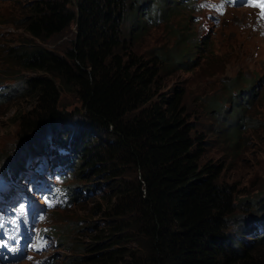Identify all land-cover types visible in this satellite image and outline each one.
Returning <instances> with one entry per match:
<instances>
[{"label": "trees", "instance_id": "16d2710c", "mask_svg": "<svg viewBox=\"0 0 264 264\" xmlns=\"http://www.w3.org/2000/svg\"><path fill=\"white\" fill-rule=\"evenodd\" d=\"M194 8L187 0H36L18 26L42 40L73 25L71 46L59 54L30 40L3 51L11 67L40 74L21 79L24 95H17L18 84L10 86L14 98L0 94L33 101L23 114L14 111L21 113L18 136L29 141L9 161V171L15 175L31 157L46 156L60 167L56 173L74 178L63 186L70 205L81 190L75 179L88 173L104 179L108 203L96 208L104 225L75 221L74 233L90 229L91 240L79 245L71 239L76 248L68 264H264V197L237 198L235 187L221 181V167L201 164L203 148L185 89L161 91V75L200 65L194 59L200 39L186 45L192 13L181 14ZM158 22L176 37L177 47L152 40L134 47ZM241 82L245 87L237 91ZM227 85L223 102L230 107L219 104L213 112L230 135L247 115H264L258 112L264 92L256 78L238 82L236 76ZM62 93L78 99L97 131L75 129L69 141L61 130L52 133L51 125L66 119L55 108ZM51 137L59 149L50 145ZM52 260L44 257L41 264Z\"/></svg>", "mask_w": 264, "mask_h": 264}, {"label": "rangeland", "instance_id": "374dc122", "mask_svg": "<svg viewBox=\"0 0 264 264\" xmlns=\"http://www.w3.org/2000/svg\"><path fill=\"white\" fill-rule=\"evenodd\" d=\"M34 1L36 0H0V94L10 92V86L18 84L22 87V92L17 95H24L26 89H23L24 84L21 79L40 75L38 72L11 67L6 63L5 60L8 61V58L3 52L9 46L26 44L32 40L26 30L18 25L22 16L28 12L29 5ZM235 2L237 7L229 9L214 21L207 15L210 12L207 9L199 12H196V9L182 10L181 14H185V17L189 11L192 13L193 19L186 45L195 39H200L202 48L194 57L195 61L200 59V65L188 72L178 70L163 74L159 83L162 87L161 91H170L174 86L185 89V104L190 122L195 128L194 136L198 137L203 148L201 164L212 163L221 167V181L235 187L237 198L256 199L264 197V115H247L248 119L242 122L234 133L226 135L223 134L226 125L217 121L213 112V108L215 109L219 104L223 105V109L230 107L228 103L223 102V98L227 97V83L236 76L238 82L243 76L252 80L256 78L259 86L262 87L261 91L264 92V26L262 22H259L260 25L258 23L259 14L244 6L243 0H235ZM158 24L156 25L159 28H152L146 35L139 36L134 47L141 45L144 40H152L153 43L159 41L168 48H176V37H171L162 27L163 25L161 26V22ZM75 37V27L71 25L45 39H33L31 43L64 54ZM202 57L205 59H201ZM244 87L245 82H241L237 91ZM10 94L11 98H14L11 92ZM263 97L264 95L260 96L261 106L258 109V112L262 113L264 112ZM211 99L216 101L215 107L208 105ZM30 105H33L31 97H20L18 100H8L5 96L0 98V189L6 184L15 183L14 177H10L6 183L1 182L6 176L7 168L11 166L9 161L14 159L21 147L29 141L28 138H19L18 135L21 131V113L23 114ZM55 108L58 112L66 114V119H62L63 123L60 125L53 123L50 130L54 129L53 134L61 130L62 134L65 133L66 141H69L75 129H78L79 134L86 132L85 129L96 130L90 125L80 102L73 94L62 93ZM16 109L21 113L15 115ZM255 112L251 110L248 114L253 115ZM82 124H85V127H82ZM33 135V143H35L38 136ZM49 141L51 146L59 149L57 140L51 137ZM76 145L77 147L81 145L80 140L76 141ZM61 152L65 150L62 149ZM35 153V151L31 152L30 156ZM42 160L47 162V167L51 170L48 161L45 158ZM37 162H40L37 158L30 159L32 166ZM36 170L40 171V168H33L30 172L35 173ZM73 179L71 174L70 181L61 182L60 178L52 179V188L48 193L42 191L36 197L35 205L22 202L26 208H29L28 217L15 224L6 234V239L10 240L12 245H18L19 251L22 250L21 255L13 258L0 252V264H34L30 260H24L29 251L45 258L53 257L51 264H68L70 251L75 252V244H87L91 240L90 229H82L78 234L74 233L75 221L82 220L80 224L83 227H93V223L97 226L104 225L103 216L96 213L97 206L108 203L103 198L105 187L102 186L104 183L102 176H92L88 173L83 178L75 179L77 187L81 190L79 199L70 205L67 203L68 197L63 186L68 182L71 184ZM22 190L26 194L31 192L29 187H22ZM59 207L61 209H58ZM33 214H35L34 220L44 224L41 235L38 233V224L30 222ZM73 238L76 241L74 245V241L71 240ZM53 240L54 245L48 246L50 241L53 244ZM3 244L0 238V246ZM48 247L51 248L48 250ZM11 252L13 255L16 254L12 250ZM2 256L11 259H4Z\"/></svg>", "mask_w": 264, "mask_h": 264}, {"label": "snow or ice", "instance_id": "6c2138e0", "mask_svg": "<svg viewBox=\"0 0 264 264\" xmlns=\"http://www.w3.org/2000/svg\"><path fill=\"white\" fill-rule=\"evenodd\" d=\"M254 6H256V5H254ZM258 6L261 7L262 10H264V4H260ZM262 15H264V11H262Z\"/></svg>", "mask_w": 264, "mask_h": 264}, {"label": "bare ground", "instance_id": "6f19581e", "mask_svg": "<svg viewBox=\"0 0 264 264\" xmlns=\"http://www.w3.org/2000/svg\"><path fill=\"white\" fill-rule=\"evenodd\" d=\"M249 10V9H248Z\"/></svg>", "mask_w": 264, "mask_h": 264}]
</instances>
